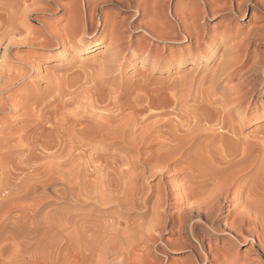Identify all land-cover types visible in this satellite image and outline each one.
Wrapping results in <instances>:
<instances>
[{"label": "bare ground", "instance_id": "bare-ground-1", "mask_svg": "<svg viewBox=\"0 0 264 264\" xmlns=\"http://www.w3.org/2000/svg\"><path fill=\"white\" fill-rule=\"evenodd\" d=\"M97 1L100 0H81L71 8L58 6V9H52V2L41 0L27 4L25 0H0V152H5L0 153V158L2 155L9 158L5 162L0 159V264H49L53 257L55 261H76L79 252L75 246L70 249L63 245L62 250L60 247L48 258L51 243L59 244V238L51 243L48 240L52 236H48L47 227L43 228L46 218L41 216L43 221L40 217L41 220L35 223L29 221L34 206L51 197L73 203L92 200L115 207L111 212L113 218L108 239L95 242L92 249L93 257L98 261L109 254L112 259L108 264H237V255L228 261L206 240L216 238L218 241L227 235L236 240L242 227L252 221L254 207L259 206L255 203L253 188L257 187L256 181H264V156L261 158L264 137H257L264 135V127L249 134L253 136L249 140L243 133L241 135L239 126L248 118L252 117L251 122H255L264 116L262 111L258 114V111L248 112V99L255 90L248 86L247 79L257 65L253 64L248 45L263 40V35L248 30L237 39L238 36L233 34L232 42L224 46L215 68L210 69L208 81L204 79L206 87H202L204 83H195L194 75L189 71L179 81L160 83L161 86L158 84L155 89L154 85L149 89L152 82L143 74L127 87H122L123 83L108 89L103 75L118 72L128 60L136 58L132 57L140 42L136 43L134 37L126 34L119 25L107 28L98 41L97 25L93 26ZM124 1L136 2L137 6L143 2ZM162 1L157 0L158 4L155 1L158 6L153 2V9L158 11L148 8L152 13H146V20L136 22L134 17L126 24L127 30L143 32L152 40L183 44L179 45L181 52L176 58L172 46L169 47L170 56L148 52L137 57L143 62L152 59V68L160 69V72L173 64V60L181 69L189 56L182 49L188 52L194 47H218L222 41L217 44V33H208V28L203 27L205 22H200L206 16L243 14L246 7L252 5L264 12V0H201L200 7L193 5L192 9L180 11L174 8L172 18L175 22L171 23L168 17H163L165 0ZM46 10H54L55 21L65 20L61 27L47 24L46 18L42 20ZM34 23L41 27L31 28ZM178 27L183 29V38L178 37ZM225 33V30L221 31L223 36ZM103 40H107L106 55L101 52L104 54H98L100 57L80 59L83 61L79 65L81 70H76L70 77L51 74L47 88L40 92L25 90L38 68L27 60L16 65L19 60L16 49L46 48L45 62H49L64 57L62 55L69 47H76L83 55L92 54L96 50L94 45ZM60 48L63 53L55 57L53 51ZM241 50L244 51L239 53ZM136 66L142 65L137 62ZM222 80L226 85L218 90ZM135 90L145 94V99L138 91L139 95L134 98L132 92ZM188 98L193 99L194 104L189 105L190 110H185L183 103L187 104ZM232 111L242 112L239 119L232 118L235 114ZM14 114L26 123L19 131L9 130L10 133L6 123ZM18 156L21 159L15 161ZM168 172H173L169 181L165 179ZM157 176L161 182L145 190L149 180ZM243 177H248L243 184L245 189L240 187L238 190L237 185ZM223 201L226 203L222 205ZM172 208L178 209L170 213ZM262 208L260 211L264 210ZM132 210H142L143 218L147 220L135 223L130 219L124 222L118 219L120 213L128 215L131 212H126ZM232 210L237 212L233 220L220 229L217 222L229 215L220 213ZM55 220L51 221L54 223ZM51 221H47L48 225ZM56 221L60 222L59 219ZM56 226L59 228L58 224ZM167 228L168 232L177 235L174 240L162 237ZM62 232H57V236H62ZM150 249L154 253L147 251ZM166 249L190 254L173 263L168 257H157Z\"/></svg>", "mask_w": 264, "mask_h": 264}, {"label": "rangeland", "instance_id": "rangeland-1", "mask_svg": "<svg viewBox=\"0 0 264 264\" xmlns=\"http://www.w3.org/2000/svg\"><path fill=\"white\" fill-rule=\"evenodd\" d=\"M31 1L32 0H25L26 4L31 3ZM41 1L49 2V3L52 2L51 4L54 6L52 9H56V8L58 9V6L61 7V9H63L64 7H65V9H67V8H71V6L73 7V5H75L76 3L81 2V0H49V1L48 0H46V1L41 0ZM142 1L143 2L140 3V5H139L140 8H139V6L135 5L136 2H134V4H133L132 2L127 3L124 0H100V1H97L95 3L96 6L94 7V9L96 8V15L94 17L93 26L97 25V28H98L97 30H98V35H99L98 41H99V39L101 40V37L107 28H112V26L119 25V26H123L122 29L125 31L126 34L129 33L131 36L134 37V40L136 43L140 42L139 43L140 47L138 46L137 50L134 49L135 52H134V55L132 58H134V57H136V58L128 60L127 63L122 68H120V70H118V72H114V73L110 72L111 74L112 73L113 74L112 75H110V74L103 75L104 77L102 76L104 79H106V80L108 79V81H110V83H109L108 81L106 82V80H104L106 83V87L108 89H112L111 87L114 88L115 86L122 85L123 83L124 84L122 85V87H124L125 85H126L125 87H127V86L131 85L132 83H134L137 79L139 80V78L142 77V74H143V76H149V79L151 80L150 83L152 82L149 86V89H153V88L155 89L156 87H158V84L160 85V83H161V85H166V84H168V82L171 83L173 80L179 81L180 79H182L183 76L185 77L189 73L194 75V76H192L193 77L192 79L194 80L195 83H199V84L204 83L202 85V87H206L207 84H205L204 81L206 79H209L210 71L215 68L214 66L216 65L218 60H220L219 56L222 53L221 51L225 49L224 46L226 45V47H227V45H229V43L232 42L233 39L231 36L233 34H234L233 36L237 35L238 36L237 39H238L241 36H243L246 32H249V31H252V33L260 32L263 35L262 36L263 40L252 41L248 45V51H249L250 55L252 56L251 59L254 61L253 64H257V65L255 66L256 69H254L252 71V74L247 77V79H249V83H250L248 86L249 87L252 86V89L255 90V93L252 95H251V93H247V94L251 95V97L248 99V101H249L248 112L249 113H254V112L256 113L258 111L257 112V114H258L260 111H262L264 113V45H263L264 44V12L261 9H259L257 6L252 5V6H248L249 8L246 7L245 12L243 14H229L228 16H225V17H223V16H219V17L206 16V18L201 20L200 22L201 23L205 22L203 24V27H204V29L208 28V33H210V34H212V32L217 33L216 38H215V40L217 41V44H218V42L222 41L218 45V47L217 46H215V47L206 46V47L201 48V49L194 47V48H191L190 50H188V52H187V49H182V51L188 53L190 57L188 56V58H186V60L182 63L181 69L176 67L177 61L173 60V61H175L173 64L169 65L167 69L162 70L160 72V69L158 70L156 68L154 70L152 68V66H151V60L152 59L143 62V61H140L139 59H137V57H140V55H146L148 52H152V53L155 52L154 54L158 53L159 55H162V57L170 56L172 53H171V50L169 47L172 46L173 47L172 52H173L174 58H176L177 55L181 52L179 50V45L183 46V44H170V43H164V42L161 43V41H159V40H156V41H155V39L152 40V38H149L143 32H133L132 29H131V31L127 30L126 24L128 22H130L134 17H136V22H139L142 20H146L145 15L152 13V11H158V10L153 9L154 6H158L157 0H150L151 3H149L150 1H148V0H142ZM155 1L157 4L155 3ZM158 1H160L159 3H163L162 0H158ZM200 1L201 0H165L164 8H163V9H165V11L162 10L163 17L164 18L168 17L167 19H169V21H171V23H174L175 20L172 18V14L174 13L175 10L180 11V10L185 9V8L189 9L191 7L190 9H192L193 7L194 8L200 7V3H201ZM223 1L224 0H221V2H223ZM153 2L156 5L154 4V6H153ZM151 4L153 7L151 6ZM197 4H198V6H197ZM146 5H148V6H146ZM134 6H136L138 8H136V7L134 8ZM48 8H49V6H48ZM148 8L149 9L151 8L152 11L150 12L151 9L149 10ZM174 8H175V10H174ZM156 9H157V7H156ZM143 10H144V12H143ZM148 10H149V12H148ZM53 12H54V10H53ZM53 12L52 11L48 12V10H46L42 15L44 17V18H42V20H44L46 18L47 20L45 19L44 21L47 24L50 25L52 23V25L54 24V25H56V27L57 26L61 27V25L65 22V20L61 19L59 21H55L54 17H56L55 16L56 14H52ZM61 12L62 11L60 10L59 13H61ZM138 14H140L141 16ZM105 16H107V17H105ZM103 19H106V22H104ZM171 19H173V20H171ZM34 27L40 28L41 26L38 23L31 24V28H34ZM181 28L178 27L177 33H178V37L181 36L180 38H183V29H181ZM223 30L226 31L224 36L221 35V31L223 32ZM253 30H254V32H253ZM21 34H23V33L21 32L20 35ZM135 36H139L141 39L138 40ZM85 38H86V36H85ZM253 42H255V43H253ZM106 43H107V40H103V41L98 42V44L94 45L96 50L93 51L92 54L89 53V54H85V55L78 53L76 50V47H69L68 50H65V52H64V54L66 56L62 55L64 57H61L58 60H56L54 58L53 60H51L49 62H45V58L47 55V49L46 48L21 47V48H19L20 50L16 49V55L19 57V60L18 61L16 60L18 62V63L16 62V65L20 66L21 63H23L21 61L27 60L29 62L32 61L31 63H34L35 67L38 68L36 74H34V77H33L34 80H33V78L31 79L32 81H30L29 85L26 87L25 90H27L29 92L32 91V92L36 93L38 91L40 92L43 89H46L48 84H49V81L47 82V80H50L52 78L51 74H53V76L59 74L62 77H65V76L70 77L71 75H74L75 72L81 70V69L79 70V65H81V62H83L86 59L94 58V57H96V55L99 56L101 54H104L105 49L107 48ZM144 43L146 44L147 47L145 46ZM147 44H149V45H147ZM141 46L142 47L144 46V49ZM145 48H146V50H145ZM139 50H141L142 52ZM17 51H18V53H17ZM242 51H244V50H241L239 53H241ZM53 52L56 55L55 57H57V56H59V53H63V49L60 48V49L54 50ZM101 52H104V53H101ZM1 53H2V51H1ZM93 53H95V55ZM106 54L107 53H105V55ZM20 58L21 59L23 58V59L21 60ZM80 59H82L83 61ZM190 59H191V61L192 60L193 61L191 62ZM96 60H97L96 62L99 61V59H96ZM186 61H189V62H186ZM96 62H94V63H96ZM137 62L141 63L142 66L141 67L136 66ZM77 66H78V68H77ZM258 66H260V67H258ZM191 70H192V72H191ZM256 70H258V71H256ZM187 72H189V73H187ZM69 73H71V74H69ZM107 75H109V76H107ZM46 78H48V79H46ZM131 80H132V82H131ZM224 80H226V79H224ZM224 80H222V82L220 81L221 83H219L220 87L218 86V90H221L222 89L221 87L226 85ZM206 81H208V80H206ZM127 82H128V85H127ZM165 82H166V84H165ZM107 83H109V84H107ZM222 83H223V85H222ZM155 84H157V85H155ZM153 85H154V87H153ZM108 86H110V87H108ZM227 86H229V84ZM131 89H132V87H131ZM137 91L140 93V96L145 99V94H143L139 90H137ZM137 91L136 90L133 91V92H135V95L132 92L134 98H135V96L137 97L139 95ZM242 99H244V97ZM242 99H240V100H242ZM190 100H192V101H190ZM187 101H186L187 104L185 102L183 103V108L184 109L187 108L190 110V106L194 104L193 103L194 101H193V99H189V98L187 99ZM187 109H185V110H187ZM232 112L235 113V114L231 113V115L233 114L232 118L235 117L234 118L235 120L239 119V117H240L239 113H242V112H235V111H232ZM237 113H238V115H237ZM251 118H248L247 120H245V122L243 124H241V126H239L240 127L239 130L242 129L240 131L241 135L244 134L243 136L249 140L253 139V136H250L253 134V131L254 132L256 130L259 131L260 127L261 128L264 127V116L259 118L257 121H255L256 123L251 122V120H252ZM234 119H232L233 123H235ZM12 121H14V122L12 123ZM25 123L26 122H24V120L21 117H18L17 114L10 115V117H8V122L6 123V127H7L6 130L8 129L7 131L10 130L12 132H16V130L19 131V129H20L19 127L23 126V124H25ZM8 126L10 128H8ZM12 132H10V133H12ZM261 136L264 137L263 134L258 135L257 137L260 138ZM3 152L4 151H1L0 153H3ZM262 156H264V155H261V158H262ZM0 159H2V161L5 162L9 158H7L5 155H2V158H0ZM20 159L21 158H19V156H18L17 158H15V161H19ZM262 162L264 163V160H262ZM262 168H264V167L262 166ZM0 173H1V171H0ZM172 177H173V172H168L166 174L165 179L169 181ZM245 178L248 179V177H243L242 178L243 181H240L239 184L237 185L238 190L240 189V187H241V190L245 189V188H243L244 187L243 184H245L244 182L247 180ZM179 179H180V176L176 178V180H179ZM0 181H1V176H0ZM259 181L260 180L255 182V183H257V187L253 188L255 190L256 197H258L257 200L255 197V201H257L255 203L256 204L259 203V204H257V205H259L258 208L260 207V205H261V207L262 206L264 207V181L263 182L261 181V183ZM160 182L161 181H160V178L158 176L154 177V178L149 180L146 188H144V189L147 190L149 187L154 186L155 184H159ZM241 182H243V183H241ZM258 187H260V188H258ZM56 198L57 197L52 199V197H51L48 199V201L45 199L42 204H39V205L37 204V206H34L35 209H33L34 212L31 211L29 221L32 220L31 223H33V222L35 223L36 221L41 220L42 217L46 218L45 221H43V218L41 220L44 222V224H43L44 230L47 227L46 231H48V234H49L48 236L51 235L52 238H53V236L54 237L56 236L55 237L56 239L55 238L54 239L49 238L48 240L51 243V242H54L55 240H57V237L59 238L57 241H59L60 245L56 244V241H55V243H51L52 248L49 251L50 254H48V256H49L48 258L53 257L52 256L53 251L57 252L60 249V247L62 250L63 245L70 247V249L73 248L72 246H75L79 252L78 253L79 256H77L76 261H69V259H66L67 262H65V259L64 260L59 259V260L55 261V259H54L55 257H53L50 259V261L53 259L54 262L49 261V264H51L52 262H53L52 264H58V263L59 264H61V263L62 264L63 263L64 264H72V263L73 264H87V263L88 264H108L109 261L112 259L111 255L106 254L102 258L103 260L98 261L96 259V257H93L92 249L95 247V245H94L95 242H100L101 239L103 241H105V238L108 239L107 238V236H109L108 235V232H109L108 229H110V227L112 226L111 221L113 218V213L111 214V212L114 211L115 207H112L110 205L108 206V204H99V203H96L92 200H86V201L83 200V201H78V202L73 203V201H71V200L63 201L61 199H58V198L56 199ZM258 199H259V201H258ZM224 203H226V202L223 201L222 205ZM233 204H235V203H233ZM173 206H175V204H173ZM256 207H254V213L252 214V217H251L252 221H250V223H248V225L245 224L244 227H242V229L239 232L240 235H238V238H236V240H235V237H233L232 235H227L225 237V239L218 240L219 242L216 241V238H213V240H210L208 238L206 240V242L207 241L209 242L211 248L220 250V252H222L225 259H227L228 261H230L234 255H237V262H238L237 264H245V263L246 264H264V210L260 211L261 207L259 209L258 208L256 209ZM224 208H227V207H224ZM177 209L178 208L170 209V213L176 212ZM262 209H264V208H262ZM255 210H258V213L256 211V214H255ZM132 211H128L126 213L131 212L133 215L131 213L128 215L125 214L124 212L120 213L121 215H119L118 219L122 222L130 219L129 220L130 222L135 221V223H140L143 220L144 221L147 220L146 218H143L144 214H142L143 213V212H141L142 210H132ZM19 213L20 212L17 211L16 214L20 215ZM44 213H45V215H48V216L45 217V215H43ZM236 213H237L236 210H232L231 212H228V211L223 212L222 211V213H220L222 216L225 214H229V215L224 216L223 218H221L217 222V224L220 226V229L225 228L226 225L231 223V221L233 220ZM49 216H52V218ZM57 218L59 219L60 222L56 221V220H58ZM53 219H56L55 221L58 223H55V221H54V223H55L54 224L51 221ZM47 221L48 222L51 221L50 225H48L49 223H47ZM61 222L63 225L61 224V228H60L59 224ZM52 223L54 225H52ZM57 224H58L59 228L56 226ZM70 224H73V226ZM68 225L70 228L68 227ZM48 226H49L50 230H49ZM50 226L53 227L52 230H55V231H52ZM100 227H101V229H100ZM64 230H66V231H64ZM105 231H107V232H105ZM168 231H169L168 228L165 229L162 232V237L166 240L167 239L168 240H174L177 237V235L173 234L171 232H168ZM57 232L59 234H61V232H62V236L61 235L57 236V234H56ZM53 233H55V235ZM74 234H76V235H74ZM89 235H91V238ZM59 236L62 238V241H61ZM77 236H78V238H77ZM46 240H47V238H46ZM73 243H75V244H73ZM76 243H77V245H76ZM56 246L57 247L59 246V248L57 249ZM64 246H63V248H64ZM88 250H89V252H88ZM147 251H149V253H154L153 250H151V249L147 250ZM54 252H53V254H55ZM85 253H86V255H85ZM189 254H190V252H188V251L187 252H177V251L173 252V251H170L169 249H166V250H164V254H162V255L159 254L158 256L157 255L156 256L160 257V258H163V257L167 258L168 257L170 259V261H172L173 263H177V262L182 261V259L184 257L189 256ZM81 255H82V257H81Z\"/></svg>", "mask_w": 264, "mask_h": 264}]
</instances>
